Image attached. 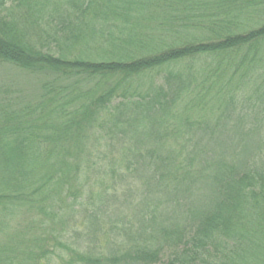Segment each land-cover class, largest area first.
Instances as JSON below:
<instances>
[{
  "label": "trees",
  "instance_id": "obj_1",
  "mask_svg": "<svg viewBox=\"0 0 264 264\" xmlns=\"http://www.w3.org/2000/svg\"><path fill=\"white\" fill-rule=\"evenodd\" d=\"M0 65V264H264V0H0Z\"/></svg>",
  "mask_w": 264,
  "mask_h": 264
},
{
  "label": "rangeland",
  "instance_id": "obj_2",
  "mask_svg": "<svg viewBox=\"0 0 264 264\" xmlns=\"http://www.w3.org/2000/svg\"><path fill=\"white\" fill-rule=\"evenodd\" d=\"M8 85H11L13 89L22 87V89L24 88L26 90V88H31L32 82L27 76L20 74L10 66L0 65V87Z\"/></svg>",
  "mask_w": 264,
  "mask_h": 264
}]
</instances>
